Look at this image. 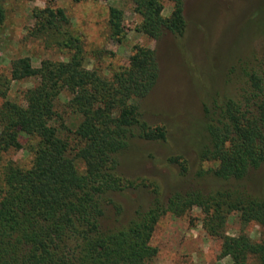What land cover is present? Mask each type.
<instances>
[{
    "label": "trees",
    "instance_id": "trees-1",
    "mask_svg": "<svg viewBox=\"0 0 264 264\" xmlns=\"http://www.w3.org/2000/svg\"><path fill=\"white\" fill-rule=\"evenodd\" d=\"M29 0H0V48L7 40L10 13ZM80 1V0H74ZM129 0L140 17L136 30L157 39L164 31L181 36L182 0ZM120 10L108 7L110 36L122 38ZM32 25L23 38L45 49H59L64 59L29 56L9 59L0 73V264H151L156 254L150 237L165 213L180 216L192 207L201 213L205 232L220 239V255L229 264H264V17L256 22L261 47L230 67L236 89L214 104L195 159L210 162L198 178L208 187L170 188L164 194L150 176L130 177L119 170V156L130 141L166 140L162 124L143 120L137 100L157 77L154 50L134 44L127 65L86 67L87 49L61 7L47 1L30 9ZM32 78L20 99H8L9 83ZM66 93L62 102L59 97ZM72 114L76 123L65 120ZM24 149L27 164L8 153ZM184 173L185 159L167 157ZM235 215L260 228L254 240L245 232L227 234ZM181 264V263H174Z\"/></svg>",
    "mask_w": 264,
    "mask_h": 264
},
{
    "label": "rangeland",
    "instance_id": "rangeland-1",
    "mask_svg": "<svg viewBox=\"0 0 264 264\" xmlns=\"http://www.w3.org/2000/svg\"><path fill=\"white\" fill-rule=\"evenodd\" d=\"M47 1L61 7L72 28L81 35L87 49L86 67L97 65L108 72L110 66L127 65L134 44L154 50L157 77L137 103L143 120L165 127L166 140L132 139L119 156V170L130 177L156 178L164 194L173 186L184 190L212 184L210 177L195 175L198 169L211 165L207 161L198 163L196 151L205 140L203 128L214 104L235 92L237 82L235 76H229L230 67L239 57L261 47L256 22L264 17V0H182L185 20L182 35L176 37L164 31L157 39L136 30L140 17L133 12L129 0L24 1L9 15L7 40L0 48V73L7 74L8 61L15 56H29L34 66L40 58L64 59V52L59 49H45L37 41L23 38L32 25L30 9ZM109 6L120 10V41L110 36ZM171 6L170 0H162L163 16L169 15ZM32 83V78L11 81L6 98L19 100L21 91ZM66 96L62 92L59 101ZM64 117L73 123L77 121L72 114L66 113ZM173 153L185 159L182 174L177 164L167 161ZM8 155L22 164H27L30 158L24 149L10 151ZM253 173L255 177L264 175V165ZM201 217L196 207L180 216L163 214L150 237V244L156 248L151 264H229V257L220 255V239L205 232ZM225 231L227 234L243 231L254 240L260 235L255 222L243 224L232 214L226 220Z\"/></svg>",
    "mask_w": 264,
    "mask_h": 264
}]
</instances>
